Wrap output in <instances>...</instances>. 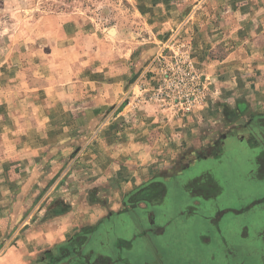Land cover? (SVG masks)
Listing matches in <instances>:
<instances>
[{"label":"rangeland","instance_id":"1","mask_svg":"<svg viewBox=\"0 0 264 264\" xmlns=\"http://www.w3.org/2000/svg\"><path fill=\"white\" fill-rule=\"evenodd\" d=\"M241 1L240 7H250L251 0ZM233 5L238 8L239 2ZM228 7L232 5L226 0L0 1L2 57H12L11 63L0 64V73L6 80L12 78L16 45L20 50L22 43L25 59L32 54L29 43L48 35L54 40L49 45L55 44L54 59L49 68L46 62L40 65L41 72L56 87L63 77L68 81L65 104L71 106L67 112H30L25 104H17V115L27 121L29 129L31 117L38 116L41 125L34 130L40 142L31 143L40 156L25 159L24 165L31 161L29 165L44 171H32L20 192L10 195L11 221L0 250L13 242V234L21 227L24 232L35 230L79 207L82 215L87 214L88 206L96 205L108 209L109 215L124 217L131 209L134 188L128 184L136 168H151L150 180L168 181L186 170L213 173L222 168L219 173L227 190L226 203L244 191L239 177L244 166L238 165L241 153H227L224 160L219 159L225 140L238 132L237 127L252 125V120L240 122L245 111L236 109L238 102L226 101L222 76L217 80L223 68L218 62L230 54L247 52L240 48L238 32L245 22L232 16ZM30 69L24 60L25 77ZM23 82L22 100H26L30 89L28 80ZM7 87L2 88L3 98L18 93ZM211 109L213 117L207 112ZM48 118L55 123L49 129L44 128ZM62 123L64 126L57 127ZM7 130L16 137L31 131L22 124ZM12 146L8 155L16 154V147L25 152L30 148L24 143ZM144 154L149 160L143 159ZM236 245L243 244L238 240ZM247 251L231 256L230 263L264 264V256L254 261ZM85 258L76 260L81 264ZM51 259L49 253L39 263ZM73 259L56 264H76Z\"/></svg>","mask_w":264,"mask_h":264},{"label":"crops","instance_id":"2","mask_svg":"<svg viewBox=\"0 0 264 264\" xmlns=\"http://www.w3.org/2000/svg\"><path fill=\"white\" fill-rule=\"evenodd\" d=\"M226 2L232 5L228 7L231 15L245 22L242 27L238 26V32L242 36L240 48L247 52L245 55L230 54L218 62L223 68L220 67L217 80L221 75L222 94L226 101L238 102L236 109L242 113L245 111L240 122L252 120L254 126L237 127L238 132L225 140L224 153L219 159L224 160L227 153L228 156L234 152L241 153L238 165L244 166L239 171L244 191L226 203L227 190L219 173L222 168L213 173L209 169L201 173L196 171L197 168L191 173L186 170L176 174L178 178L173 181L150 180L147 176L151 168H136L131 175L132 183L129 181L131 185L128 184L134 189L127 215L115 217L109 215L108 209L92 205L88 206L86 215L78 213L79 207L64 212L35 230L26 229L24 232L21 227L13 234V242L4 244L0 250V264H40V258L49 253L54 260L47 264L73 259V255L76 264H80L79 260L84 257L81 264H232L231 256L236 258L242 249L248 250L246 255L254 261L264 256V0H251L250 7L245 8L240 7L241 0ZM233 2H239V7L236 8ZM62 27L64 35L68 36L65 26ZM45 31L50 32L48 26ZM43 41L44 45L40 44ZM52 42L54 40L48 35L45 40L31 41L28 46L32 54L25 59L21 55L22 43L20 50L16 45L18 54H15L12 78L6 80L4 73H0V80H4L3 87L0 85V244L6 240L11 221L8 216L12 208L11 197L20 192L23 180L32 175V171H44L35 164L29 165L31 161L24 165L25 159H38L40 156L36 152L37 147L31 143L40 142L41 138L34 130L41 125L38 116L31 117L29 129L27 121L22 122L17 115V104H25L30 112H67L71 109L65 104L69 98L68 81L61 77L63 81L56 87L55 81H50L41 72L43 68L40 65L46 62L49 68L51 58L54 59L55 44L49 46ZM1 50L0 42V64L11 63L12 57H2ZM24 60L31 67L28 77L23 74ZM63 70L66 71L65 68ZM24 80H28L30 89V93L25 94L26 100H22ZM5 87L14 88L18 93L3 98L1 92ZM207 112L214 116V110ZM44 122L47 129L55 124L53 118ZM21 124L31 131L19 137L8 134L7 129ZM43 140H48V137ZM18 143L28 144L30 148L25 152L16 147V154L8 155L13 150L12 145ZM143 159H148L145 154ZM186 176L190 179L186 180ZM142 191H145L144 196L137 197ZM108 229L113 231L110 233ZM238 240L240 245L243 244L241 247L236 245Z\"/></svg>","mask_w":264,"mask_h":264},{"label":"flooded vegetation","instance_id":"3","mask_svg":"<svg viewBox=\"0 0 264 264\" xmlns=\"http://www.w3.org/2000/svg\"><path fill=\"white\" fill-rule=\"evenodd\" d=\"M151 187H152V186H151ZM143 193H145V191L140 192V193L137 195V197L140 196V195L143 194Z\"/></svg>","mask_w":264,"mask_h":264}]
</instances>
